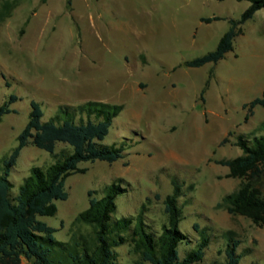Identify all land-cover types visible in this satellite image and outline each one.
Returning a JSON list of instances; mask_svg holds the SVG:
<instances>
[{"label": "rangeland", "instance_id": "374dc122", "mask_svg": "<svg viewBox=\"0 0 264 264\" xmlns=\"http://www.w3.org/2000/svg\"><path fill=\"white\" fill-rule=\"evenodd\" d=\"M249 5L250 0H0V12L7 13L0 19V105L18 96L11 104L15 111L0 121V172L18 145L32 100L41 104L43 120L63 104L123 105L103 143L123 145L124 157L80 162L87 171L66 179L69 196L55 200L57 213L39 216L56 228L58 241L70 242L73 232L92 234L75 219L91 196L102 197L114 181L127 191L118 196L113 217L143 209L151 229L161 232L164 199L176 180L182 187L180 229L187 236L178 246L181 260L198 248L199 230H205L209 244L200 264H225L230 236L239 240V264H264V226L218 205L243 179L228 177L229 167L217 163L243 154L240 135H264V107L249 113L244 106L264 90V8L243 24L223 59L186 65L214 50L230 19H240ZM52 162L48 151L24 147L10 173L11 192H18L31 167ZM116 250L122 264L139 263L131 242ZM51 258L69 261L62 247Z\"/></svg>", "mask_w": 264, "mask_h": 264}, {"label": "trees", "instance_id": "16d2710c", "mask_svg": "<svg viewBox=\"0 0 264 264\" xmlns=\"http://www.w3.org/2000/svg\"><path fill=\"white\" fill-rule=\"evenodd\" d=\"M4 8L9 12L11 3L6 1ZM262 8L264 0H250V5L240 19H230L231 26L220 38L216 48L188 60L186 65L200 67L223 59L226 53L234 49V40L243 33V24ZM6 14L0 12V19ZM203 20L210 21L211 18ZM17 100L18 96L12 94L0 105V121L6 114L15 111L11 104ZM256 105L264 107V90L261 96L244 106L249 107L251 113ZM122 109V104L87 100L74 105H60L53 117L43 120L41 104L31 101L29 120L18 136V145L3 159L0 172V264H22V258L33 264H61L51 258V252L56 247L67 251V264H122L116 247L126 242H131L134 251L140 255L138 264H200L209 238L205 230H199L198 224H195L201 237L198 248L182 260L179 256V243L186 240L187 236L180 229L183 211L179 197L182 187L176 180H173V193L164 199L167 222L159 233L151 229L143 209L135 216L113 217L118 196L127 191L117 181L106 186L102 197L91 196L89 206L77 215L75 223L92 228L89 236L73 232L70 242L58 241L54 236L56 228L39 219L40 215H55L58 211L55 200L68 198L66 179L76 172L87 171L86 167L79 166L80 162L99 159L112 163L124 157L123 145L103 143ZM260 128L264 130V121ZM30 144L48 151L53 162L31 167L18 192L12 193L10 173L22 149ZM59 144L63 147L58 150ZM237 145L243 154L217 160V163L229 167L228 177L241 178L243 181L239 188L225 195L218 205L225 207L231 214L248 217L255 224L264 226V135L252 139L240 135ZM89 194L92 195L91 192ZM238 245L239 240L230 236L225 264L240 263Z\"/></svg>", "mask_w": 264, "mask_h": 264}, {"label": "crops", "instance_id": "0c3cea01", "mask_svg": "<svg viewBox=\"0 0 264 264\" xmlns=\"http://www.w3.org/2000/svg\"><path fill=\"white\" fill-rule=\"evenodd\" d=\"M28 262H30L28 259L22 258V264H25V263H28Z\"/></svg>", "mask_w": 264, "mask_h": 264}]
</instances>
